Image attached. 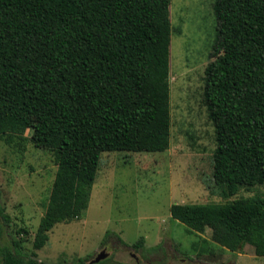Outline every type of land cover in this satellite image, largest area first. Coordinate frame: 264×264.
<instances>
[{
	"label": "trees",
	"instance_id": "1",
	"mask_svg": "<svg viewBox=\"0 0 264 264\" xmlns=\"http://www.w3.org/2000/svg\"><path fill=\"white\" fill-rule=\"evenodd\" d=\"M169 4L0 0V134L28 131L35 147L58 151L34 250L56 221L82 216L101 151L169 148ZM213 11L203 101L214 127L212 177L226 201L173 203L170 215L188 231L209 229L233 253L249 245L264 256V197L229 199L264 185V0H214ZM0 215L7 224L2 208ZM142 244L140 237L130 247ZM34 250L10 238L0 264H39ZM90 260L77 264L105 262Z\"/></svg>",
	"mask_w": 264,
	"mask_h": 264
},
{
	"label": "rangeland",
	"instance_id": "2",
	"mask_svg": "<svg viewBox=\"0 0 264 264\" xmlns=\"http://www.w3.org/2000/svg\"><path fill=\"white\" fill-rule=\"evenodd\" d=\"M213 3L170 0L169 148L101 151L82 216L56 221L38 250L32 242L58 151L35 147L28 131L0 134V209L9 217L6 224L0 215V244L20 240L39 264H77L102 249L108 253L103 264H264L251 246L233 253L213 242L209 229L188 231L170 215L173 203L226 201L212 177L214 127L203 101L204 69L217 37ZM254 196L264 197V185L240 188L229 199ZM140 237V249L130 247Z\"/></svg>",
	"mask_w": 264,
	"mask_h": 264
},
{
	"label": "water",
	"instance_id": "3",
	"mask_svg": "<svg viewBox=\"0 0 264 264\" xmlns=\"http://www.w3.org/2000/svg\"><path fill=\"white\" fill-rule=\"evenodd\" d=\"M108 256V253L105 251V249H102L98 254L95 255L94 258H92L89 263H96L99 262L100 260H103Z\"/></svg>",
	"mask_w": 264,
	"mask_h": 264
}]
</instances>
